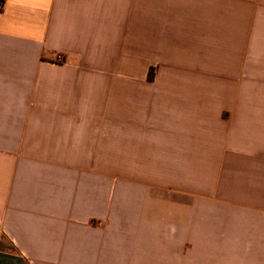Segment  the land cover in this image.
<instances>
[{"label":"crops","instance_id":"obj_1","mask_svg":"<svg viewBox=\"0 0 264 264\" xmlns=\"http://www.w3.org/2000/svg\"><path fill=\"white\" fill-rule=\"evenodd\" d=\"M0 264H264V0H0Z\"/></svg>","mask_w":264,"mask_h":264},{"label":"trees","instance_id":"obj_2","mask_svg":"<svg viewBox=\"0 0 264 264\" xmlns=\"http://www.w3.org/2000/svg\"><path fill=\"white\" fill-rule=\"evenodd\" d=\"M58 61H59V62H63V59H62V57H59V58H58ZM153 75H154V71H153V70H151V71H150L149 78L153 79Z\"/></svg>","mask_w":264,"mask_h":264}]
</instances>
